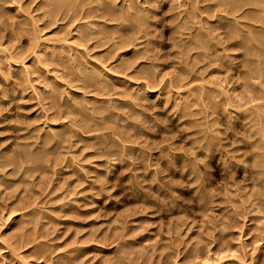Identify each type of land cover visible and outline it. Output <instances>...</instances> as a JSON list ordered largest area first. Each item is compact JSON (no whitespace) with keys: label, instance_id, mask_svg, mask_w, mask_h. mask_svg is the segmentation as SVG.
Returning <instances> with one entry per match:
<instances>
[{"label":"clouds","instance_id":"9594fccd","mask_svg":"<svg viewBox=\"0 0 264 264\" xmlns=\"http://www.w3.org/2000/svg\"><path fill=\"white\" fill-rule=\"evenodd\" d=\"M6 2L0 0V10ZM57 2L68 6L67 0ZM45 3L51 7L53 0ZM71 7L90 19L107 15L114 21L115 27L111 30L88 23L81 33L85 43L88 39L104 43L94 33L132 31L136 34L132 41L123 36L113 41L112 50L129 44L137 49L139 57L148 61L140 69V78L146 83L121 92L112 87L115 82L108 81L103 72H81L76 65L87 57L79 52L67 53V59L60 60L59 65H51L50 60L38 56L37 62L26 69L23 83H18L21 87L28 85L25 90L35 93L45 122L54 107L50 101L57 94L68 97L64 113L73 116L63 129H37L31 133L40 143L32 155L30 170L44 171L42 166L50 153L60 154L61 166L65 157H70V168H78L94 185L99 183V191L94 192L96 196L106 194L118 200L112 193L120 186L125 188V195L145 199L155 196L159 210L169 214L188 200L202 208L204 214L214 213L217 196L225 194L227 210L205 222L209 226L205 231L221 233L220 239L226 230L243 227L240 219L253 210L264 217V0H71ZM41 11L47 13L48 9ZM56 15L50 13L47 18L52 21ZM166 16L171 19L166 20ZM169 28L171 32L165 36ZM169 47L177 53L179 71L162 82V68L172 56ZM234 52L240 54L238 58L233 57ZM32 55H36L34 49ZM53 59H56L55 53ZM18 63L22 64L23 60ZM201 64L205 66L204 72L208 67H215L226 73L239 70L242 64L249 65L248 72L242 74L246 91L242 95L235 90L229 92L223 87V80L216 82L219 91L205 89L204 83L209 81L194 91L185 81L202 74L197 71ZM46 65L57 67L62 72L58 79H67L69 86L79 81L80 86L101 92L105 101L74 100L68 91L60 92L54 82L48 83L45 79L50 73L41 75L38 71ZM2 75L5 73L0 70ZM32 76L44 84L46 93L31 87ZM121 96L126 98V103L116 99ZM7 98L5 94L3 99ZM7 111L8 108L0 107V116ZM56 112L59 116L60 109L56 108ZM186 133L191 134L185 137ZM149 134L163 135L164 139L149 140ZM3 135L6 133L0 132ZM84 138H89L96 149V156L87 161L74 154L73 141ZM178 138L182 143L174 144ZM66 142L67 148L62 151ZM94 160L106 161L93 164L103 168L106 175L96 176L83 167ZM161 163L166 166L161 167ZM126 173L131 174L128 185H110L109 176L118 174L119 178ZM176 174L181 179H172ZM238 175L244 176L243 185L237 181ZM249 183L254 185V192L247 188Z\"/></svg>","mask_w":264,"mask_h":264},{"label":"rangeland","instance_id":"374dc122","mask_svg":"<svg viewBox=\"0 0 264 264\" xmlns=\"http://www.w3.org/2000/svg\"><path fill=\"white\" fill-rule=\"evenodd\" d=\"M54 1L50 7L45 0H7L0 10V61H3L0 70L5 73L0 76V107L8 108L0 116V132L6 133L0 136V144L4 145L0 148V168L3 169L0 171V264H248L249 260L252 264H259L264 261V217L255 210L240 219L243 227L226 230L222 239L219 232L205 231L209 227L205 222L211 216L222 215L227 210L225 194L217 196L214 213L209 211L204 214L202 208L188 200L181 202L178 210L169 214L159 210V201L155 196L145 199L125 195V188L120 186L112 193L118 200L110 199L106 194L96 196L94 192L99 191V183L94 185L78 168H70V157H65L64 166H61L60 154L50 153L42 166L44 171L30 170L32 155L40 143L31 133L37 129H63L73 116L72 113H64L68 97L57 94L50 101L54 107L49 113V120L45 122L35 93L25 90L28 85L20 86L25 79L26 69L37 62L38 56L50 60L51 65H59L60 60L67 59L65 51L79 52L87 57L78 64L81 72L87 71L85 74H88L98 68L97 71H103L108 81H115L112 87L121 92L130 91L132 87H143L146 83L140 78V69L148 61L139 57L137 49L129 44L112 50V42L121 38H115L118 32L94 33L104 43L93 39L85 43L82 38L86 22L98 24V27L107 25V29L111 30L115 26L114 21H108L110 19L106 15L92 20L80 14L79 10L73 12L71 0H67L70 10L63 5L58 8L61 7L58 5L60 3ZM42 8H47L48 12L41 11ZM50 12L57 14L52 21L47 18ZM165 19H171V16ZM129 32L130 35L133 33L125 31L119 35L124 34V38L132 41L136 34L133 33L130 39ZM170 32V28L166 29L165 36ZM111 34L114 39L110 38ZM40 36L43 39H38ZM33 49L35 56L32 55ZM168 50L172 56L167 58L162 68V82H166L165 77L171 73L179 71L176 67L179 63L177 53L171 47ZM53 53H56V59H53ZM238 55L233 53L235 58ZM192 56L195 57L196 53H192ZM21 60L23 63H18ZM51 65L38 71L41 75L50 73L45 79L48 83L54 82L60 92L68 91L74 100L95 98L98 102L105 101L106 98L93 87L83 88L79 81L69 86L67 79H58L62 72ZM246 65L242 64L239 70L226 73L215 67H208L204 72L205 66L201 64L197 71L202 74L185 82L195 91L202 83L209 81L204 83L205 89L219 91L216 82L223 80V87L229 92L235 90L242 95L246 91L245 76L242 74L249 70ZM30 80L36 92H47L44 84L35 76ZM124 85L129 87L125 88ZM5 94L7 99H3ZM116 99L120 103L127 102L122 96ZM56 108L60 109L59 116ZM173 131L177 129L173 128ZM148 138L160 142L164 136L149 134ZM73 143L76 144L74 154L81 155L85 161L96 156V149L89 143V138ZM173 143L181 144L182 141L178 138ZM66 148L67 142L62 151ZM154 155H158V152H154ZM248 159L251 160V157ZM104 163L106 161L94 160L83 167L102 177L106 175L104 169L93 167V164ZM160 166L165 167L166 164L161 163ZM148 175L151 176L152 172ZM130 176V173H126L118 178L117 174L108 179L110 185L126 186ZM172 179L179 180L181 177L176 174ZM244 179L243 175L237 176V181L242 185ZM247 188L255 191L251 183L247 184ZM153 191H156L155 186ZM158 194L163 195V192Z\"/></svg>","mask_w":264,"mask_h":264},{"label":"bare ground","instance_id":"6f19581e","mask_svg":"<svg viewBox=\"0 0 264 264\" xmlns=\"http://www.w3.org/2000/svg\"><path fill=\"white\" fill-rule=\"evenodd\" d=\"M55 2H56V0L54 1V3H55ZM122 2H123V1H122ZM58 3H59V2H57L56 4H58ZM67 3H68V1H67ZM68 4H69V3H68ZM54 5H55V4H54ZM58 5H61V7H58V8H62L63 3H60V4H58ZM58 5H57V6H58ZM57 6H54V7H57ZM54 7L52 8V10L54 9ZM68 7H69V6H68ZM117 7H119V6H117ZM71 9H72V7H71ZM55 10H56V9H55ZM64 10H65V9H64ZM68 10H70V7H69ZM86 10H87V9H86ZM86 10H85V12H86ZM50 11H51V10H50ZM53 11H54V10H53ZM64 12H66V11H64ZM68 12H70V11H68ZM73 12H76V11H73ZM50 13H51V12H50ZM52 13H54V12H52ZM77 13H78V12H77ZM101 17L104 18V16H101ZM106 17H107V15H106ZM77 18H79V17H77ZM83 18H84V17H83ZM103 18H102V19H103ZM107 18H108V17H107ZM108 19H109V18H108ZM89 20H90V19H89ZM92 20H93V19H92ZM84 21H85V20H84ZM108 21H111V20H108ZM110 23H112V22H110ZM86 24H88V23L86 22ZM86 24H84V25H86ZM97 25H98V24H97ZM99 25H100V24H99ZM109 25H110V24H109ZM106 26H107V25H106ZM110 26H111V25H110ZM82 27H83V26L81 25V28H82ZM111 27H112V26H111ZM114 27H115V26H114ZM79 28H80V27H79ZM79 28H78V29H79ZM83 28H84V27H83ZM80 30H81V29H80ZM109 30H110V29H109ZM78 33H79V32H78ZM80 33H81V32H80ZM80 33H79V34H80ZM105 33H107V32H105ZM110 33H113V32L111 31ZM114 33L116 34L117 32H114ZM133 33H134V32H133ZM133 33H132V34H133ZM102 34H103V33H102ZM115 34H114V35H115ZM132 34L130 35V32L128 33V35H130V39H132V38H131ZM104 35H106V34H104ZM108 35H109V34H108ZM117 35H118V37H117ZM117 35H116V37H115L116 39H117V38H120V36H122L121 34L119 35V32L117 33ZM126 35H127V33H126ZM126 35H125V36H126ZM84 36H86V34H85ZM111 36H112V37H110V38H113V39H114V36H113L112 34H111ZM133 36H134V35H133ZM108 37H109V36H108ZM123 37H124V34H123ZM128 38H129V37H128ZM105 39H106V37H105ZM125 39H126V37H125ZM130 39H129V40H130ZM82 40H83V39H82ZM127 40H128V39H127ZM41 43H42V42H41ZM73 45H75V44H73ZM130 45H131V44H130ZM230 46H231V45H230ZM69 47H71V46H69ZM72 47H73V46H72ZM70 50H71V48H70ZM134 50H135V49H134ZM134 50H133V51H134ZM51 52H54V50L51 51ZM51 52H50V53H51ZM63 52H64V51H63ZM65 53L67 54L66 51H65ZM48 54H49V53H48ZM53 54H54V53H53ZM55 54H56V53H55ZM62 54H63V53H62ZM57 56H58V55H57ZM123 56H124V55H123ZM238 56H239V55H238ZM60 57H61V56H60ZM63 57H64V56H63ZM56 58H57V57H56ZM64 58H65V57H64ZM66 58H67V57H66ZM124 58H125V57H124ZM124 58H123V60H124ZM121 59H122V57H121ZM126 60L128 61L129 59L126 58ZM81 61H83V60H81ZM120 61H121V60H120ZM85 62H86V61H84V63H85ZM95 62H96V61H95ZM125 62H126V61H125ZM125 62H124V63H125ZM81 63H83V62H81ZM87 63H88V62H87ZM98 63H99V62H98ZM85 64H86V63H85ZM92 64H93V63H92ZM94 64H95V63H94ZM101 64H102V63H101ZM86 65H87V64H86ZM102 65H103V64H102ZM124 65H125V64H124ZM127 65H128V64H127ZM20 66H21V65H20ZM20 66H19V67H20ZM78 66H80V65H78ZM246 66H247V65H246ZM248 66H249V65H248ZM90 67H91V66H90ZM97 67H98V66H97ZM126 67H127V66H126ZM82 68L85 69L86 67H82ZM82 68H81V69H82ZM93 68H94V67H93ZM95 68H96V67H95ZM128 68H130V66H129ZM18 69H19V68H18ZM21 69H22V68H21ZM99 69H100V67H99ZM108 69H109V68H108ZM247 69H248V68H247ZM19 70H20V69H19ZM97 70H98V68L96 69V71H97ZM111 70H112V69H111ZM91 71H92V70H91ZM105 71H106V70H105ZM124 71H125V70H124ZM86 72H87V71H85V73H86ZM92 72H93V71H92ZM102 72H103V71H102ZM107 72H110V71H107ZM247 72H248V70H247ZM111 73H113V72H111ZM245 74H246V73H245ZM117 75H119V74H117ZM114 76H115V75H114ZM105 77H106V76H105ZM109 77H110V76H109ZM121 77H122V76H121ZM106 78H107V77H106ZM112 78H113V77H112ZM123 78H124V77H123ZM127 78H128V77H127ZM118 81H120V79H118ZM124 81H125V79H124ZM114 82H115V81H114ZM134 82H135V81H134ZM131 84H132V83H131ZM144 85H145V84H144ZM142 86H143V85H142ZM75 88H77V87H75ZM83 88H85V87H83ZM88 88H89V87H88ZM122 88H123V87H122ZM125 88H126V87H125ZM132 88H134V87H132ZM192 89H193V88H192ZM75 90H76V89H75ZM93 90H94V89H93ZM195 90H196V89H195ZM126 91H127V90H126ZM97 93H98V92H97ZM100 93H101V92H100ZM101 95H102V94H101ZM83 96H84V95H83ZM84 97H85V96H84ZM92 98H93V96H92ZM94 99H95V98H94ZM94 99H93V100H94ZM64 115H65V114H64ZM51 126L54 127L53 125H51ZM63 126H64V125H63ZM54 128H55V127H54ZM54 128H53V129H54ZM62 128H63V127H62ZM51 129H52V128H51ZM57 129H59V128H57ZM55 130H56V129H55ZM45 131H46V130H45ZM80 135H81V134H80ZM22 153H23V152H22ZM25 153H26V152H25ZM28 154H29V153H28ZM21 155H22V154H21ZM30 155H31V154H30ZM18 156H19V155H18ZM26 158H27V157H26ZM28 159H29V158H28ZM30 159H31V158H30Z\"/></svg>","mask_w":264,"mask_h":264}]
</instances>
